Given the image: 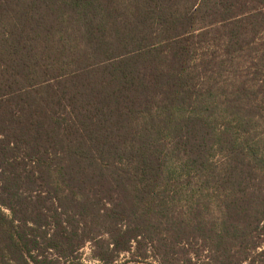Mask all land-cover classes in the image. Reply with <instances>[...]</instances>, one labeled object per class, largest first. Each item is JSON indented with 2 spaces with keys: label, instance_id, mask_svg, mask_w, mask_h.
Listing matches in <instances>:
<instances>
[{
  "label": "trees",
  "instance_id": "16d2710c",
  "mask_svg": "<svg viewBox=\"0 0 264 264\" xmlns=\"http://www.w3.org/2000/svg\"><path fill=\"white\" fill-rule=\"evenodd\" d=\"M0 264H264V0H0Z\"/></svg>",
  "mask_w": 264,
  "mask_h": 264
},
{
  "label": "rangeland",
  "instance_id": "374dc122",
  "mask_svg": "<svg viewBox=\"0 0 264 264\" xmlns=\"http://www.w3.org/2000/svg\"><path fill=\"white\" fill-rule=\"evenodd\" d=\"M90 253H91V245H88V246L85 248V250H84V257H85L86 260H89V259H88V255H90Z\"/></svg>",
  "mask_w": 264,
  "mask_h": 264
}]
</instances>
